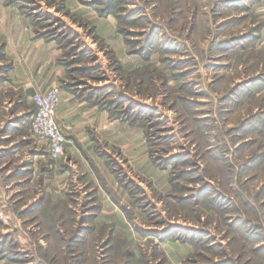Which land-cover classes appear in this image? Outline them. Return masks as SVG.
I'll list each match as a JSON object with an SVG mask.
<instances>
[{
    "label": "rangeland",
    "instance_id": "obj_1",
    "mask_svg": "<svg viewBox=\"0 0 264 264\" xmlns=\"http://www.w3.org/2000/svg\"><path fill=\"white\" fill-rule=\"evenodd\" d=\"M4 9L0 264H264V0ZM51 70L73 103L56 160L29 130Z\"/></svg>",
    "mask_w": 264,
    "mask_h": 264
},
{
    "label": "built area",
    "instance_id": "obj_2",
    "mask_svg": "<svg viewBox=\"0 0 264 264\" xmlns=\"http://www.w3.org/2000/svg\"><path fill=\"white\" fill-rule=\"evenodd\" d=\"M61 89L52 86L45 92H35L31 96L34 112L30 117L29 130L32 137L46 147L51 160L64 154L67 137L57 120V107Z\"/></svg>",
    "mask_w": 264,
    "mask_h": 264
},
{
    "label": "crops",
    "instance_id": "obj_3",
    "mask_svg": "<svg viewBox=\"0 0 264 264\" xmlns=\"http://www.w3.org/2000/svg\"><path fill=\"white\" fill-rule=\"evenodd\" d=\"M8 14L12 15V12L9 9L0 10V19H1V21L4 22V21H7V20H10L9 21V25L10 26L13 25V27H15V29L16 28L19 29L20 25L18 27V24H17V23H19V21L17 20V23L13 22V21L11 22V16H8ZM13 17L16 18L17 15L16 16L13 15ZM17 29L15 30V32H18ZM17 42H18V40H17ZM52 46H53L52 44H46V43L40 42V41H38L36 43L31 42L30 45H28L30 50L40 49V52L46 56L45 57V59L47 60L46 63H48V64L51 63L50 65H52V61H53L52 51H51V50H53ZM49 49H50V52H51L50 54H48V50ZM52 71L53 70H51L49 73H47L45 75V78L43 79V81L41 82L40 85L37 83V81L31 80V84L28 87L29 88L28 91H29V93H31L30 98L33 95V93H35V92H45V91L49 90L52 86L55 85L54 83H55V79L56 78L53 76ZM35 72L39 73V72H41V70H39V71L35 70ZM55 74H57V73H55ZM71 100L72 99L70 97H67V95H65L64 92L60 93V101H59V104H58V107H57V118L58 119L60 118L59 114L63 118L68 116L66 114H63L61 112V110L64 109V108L67 109L69 104H71V107H73L72 106L73 103L71 102ZM87 112H90V110L87 111ZM88 120L89 121H85V122H87V123H89L91 125H94V122H96V121H98V122L101 121L100 122L101 125H98V126H100V127L102 126L105 129L106 128H112V127H109V126L112 125L111 124L112 122H107L109 125H106V127H105V125H103V121L106 120V116L102 112H98V115L96 113V115L92 116ZM80 122H82V121H80ZM77 123H79V122H76V123L73 122L72 131L75 132V135L77 136V138L85 146L86 145L85 144L86 136L83 134V129H84V126L86 125V123L81 124V125L77 124Z\"/></svg>",
    "mask_w": 264,
    "mask_h": 264
}]
</instances>
